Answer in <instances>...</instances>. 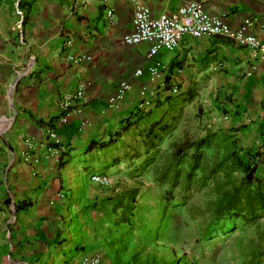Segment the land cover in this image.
<instances>
[{"label": "crops", "instance_id": "obj_1", "mask_svg": "<svg viewBox=\"0 0 264 264\" xmlns=\"http://www.w3.org/2000/svg\"><path fill=\"white\" fill-rule=\"evenodd\" d=\"M137 1L154 14H170L188 0ZM18 2L0 0V264H78L87 251L77 250L72 210L79 192L86 198L96 188L88 181L96 173H86L81 160L99 151L87 146L115 144L129 135L147 139L138 131L160 125L174 129L194 104L208 107L212 130L221 128L243 163L254 162L255 176H264L258 147L264 137V60L252 49L220 36L186 38L158 53L166 71L149 81L133 74L150 65L148 45L121 43L131 32L134 7L128 0L110 1L112 19L98 0H37L24 22ZM204 8L232 28L264 16V0H217ZM250 33L264 39L257 27ZM119 79L133 89L123 104L109 108ZM172 80L178 82L176 93ZM78 85L85 87L78 114L61 123L59 103ZM143 87L151 99L136 121ZM51 121L64 151L37 165L23 163V137H43ZM126 123L135 124L117 137Z\"/></svg>", "mask_w": 264, "mask_h": 264}, {"label": "rangeland", "instance_id": "obj_2", "mask_svg": "<svg viewBox=\"0 0 264 264\" xmlns=\"http://www.w3.org/2000/svg\"><path fill=\"white\" fill-rule=\"evenodd\" d=\"M207 108L196 104L185 108L175 128L156 146L129 135L81 160L86 173L105 175L110 182L99 186L90 181L96 187L91 188L93 195L85 198L78 193L72 210L77 250L95 254L98 264H246L251 251L259 254L255 264H264V214L248 224L218 219L212 226L217 234L206 232L212 221L208 205L215 195L211 180L202 179L233 149L221 128L212 130ZM209 133L216 137L199 151L198 168L186 185L194 151L180 158L174 151ZM163 173L167 177L161 180ZM217 177L224 181L225 172L219 171ZM231 177L241 174L231 172ZM128 192L134 193L135 203L123 222L118 205Z\"/></svg>", "mask_w": 264, "mask_h": 264}, {"label": "built area", "instance_id": "obj_3", "mask_svg": "<svg viewBox=\"0 0 264 264\" xmlns=\"http://www.w3.org/2000/svg\"><path fill=\"white\" fill-rule=\"evenodd\" d=\"M105 6L104 13L109 19L114 16V8L111 0H98ZM133 4V17L131 22V32L121 37L124 45H148L147 57L151 61L146 68H136L135 77L147 76L149 81L159 79L166 71V67L157 60V55L161 51H172L186 38L199 39L202 37H225L239 45L252 49L254 56L264 60V39L250 33L252 28H259L264 35V16L249 17L244 19L236 28H232L224 19L217 15H211L205 10V5L217 0H188L174 13L154 14L145 5L137 0H128ZM83 57H72L73 62H78ZM172 92L178 91L176 81L171 82ZM133 86L128 80L119 79L115 85L114 93L107 100V107L117 108L123 104ZM147 90L143 87L140 90L141 100L136 105V110H144L151 99L147 96ZM85 87L78 85L75 91L68 98L63 99L60 105V122L65 123L68 116L75 112L78 114V104L84 98ZM86 121L81 124L84 125ZM54 122L47 124L43 137L25 136L22 139V150L19 159L30 165H37L42 159H53L64 151V139L53 126ZM259 149L264 151V137L258 143ZM1 149V147H0ZM1 152V151H0ZM89 181L99 186H107L109 178L101 174L89 175ZM99 259L95 254L86 253L80 258L78 264H98Z\"/></svg>", "mask_w": 264, "mask_h": 264}, {"label": "trees", "instance_id": "obj_4", "mask_svg": "<svg viewBox=\"0 0 264 264\" xmlns=\"http://www.w3.org/2000/svg\"><path fill=\"white\" fill-rule=\"evenodd\" d=\"M37 0H19L18 7L20 9L25 10V17L23 22L27 19V15L32 7L33 3ZM144 110H137L135 112L136 121H139L143 118ZM132 124L135 123H126L123 128H121L117 137L121 136L125 132L129 131V128ZM173 128L172 125H160L158 129H150V130H139V134L141 132H145L142 135H148L147 139H142L141 141L145 144H154L160 143L163 139V136L168 134ZM155 132V133H151ZM214 133H209L205 137L201 138L197 141H185L178 145L174 151L175 158L184 157L187 155V151L193 150L194 157L193 162L190 163V168L187 171L186 175V185L188 181L191 179V175L195 169H197V160L200 159L201 153L199 151L202 148L209 147L213 138H215ZM155 142V143H153ZM113 144V140H109L107 143H100L96 145L95 143H90L87 146V150H100L106 148ZM234 148V147H233ZM226 163V165H224ZM254 163V162H253ZM252 162L243 163V161L236 155L235 149H228L227 153L223 157V160L220 161L208 174L202 179L204 182L206 179H210L213 183V192H214V200L211 201L208 205V212L212 217V221L206 227L207 233L215 234L216 231L212 228L214 221L218 219H241L244 222L255 223L258 217L264 214V176L256 177L255 176V164ZM225 172V180L220 181L217 177V173L219 171ZM237 171L241 174V177L232 178L231 172ZM167 175L163 173L160 179H165ZM124 200H128L129 204H123ZM134 193L128 192L123 195L119 199V207L123 211V222H127L126 213L132 208L131 204H134ZM126 216V217H125ZM214 230V231H213ZM217 234V233H216ZM216 236V235H215ZM264 255V253H262ZM259 254H256L254 251L251 255L250 264H255L258 259ZM148 264V263H146ZM152 264V263H151Z\"/></svg>", "mask_w": 264, "mask_h": 264}]
</instances>
